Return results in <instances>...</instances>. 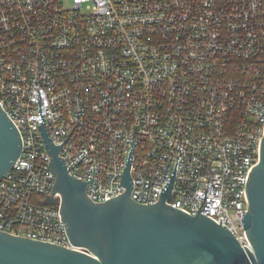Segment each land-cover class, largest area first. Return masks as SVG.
I'll return each instance as SVG.
<instances>
[{
	"label": "built area",
	"instance_id": "built-area-1",
	"mask_svg": "<svg viewBox=\"0 0 264 264\" xmlns=\"http://www.w3.org/2000/svg\"><path fill=\"white\" fill-rule=\"evenodd\" d=\"M37 89L68 173H94L93 202L125 191L114 184L132 147L134 201L157 203L176 163L166 203L197 215L209 200L199 214L250 247L242 214L264 133V0H0V105L22 145L0 179V230L78 248L51 197Z\"/></svg>",
	"mask_w": 264,
	"mask_h": 264
},
{
	"label": "water",
	"instance_id": "water-1",
	"mask_svg": "<svg viewBox=\"0 0 264 264\" xmlns=\"http://www.w3.org/2000/svg\"><path fill=\"white\" fill-rule=\"evenodd\" d=\"M40 97L37 89L38 129L49 154L50 172L56 175L51 197L59 194V212L68 240L80 249L0 230V264H264V133L259 161L245 182L248 202L242 223L250 244L245 247L226 227L199 214L207 211L209 200L202 210L199 206L197 215L186 214L166 203L176 163L157 203L134 201L130 196L133 186L129 172L132 147L120 184H114L124 186L125 191L100 203L93 202L85 187V183L93 182V168L92 181L84 182L68 173L70 168L67 170L64 159L59 157L64 140L53 144L49 139ZM21 150L19 131L0 105V179L12 169ZM207 184L210 187L208 181ZM206 195L205 192L197 197L203 199ZM51 197H46L48 203H53Z\"/></svg>",
	"mask_w": 264,
	"mask_h": 264
}]
</instances>
